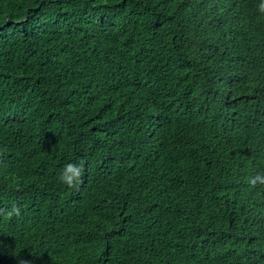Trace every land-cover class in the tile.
Returning a JSON list of instances; mask_svg holds the SVG:
<instances>
[{
    "label": "trees",
    "instance_id": "16d2710c",
    "mask_svg": "<svg viewBox=\"0 0 264 264\" xmlns=\"http://www.w3.org/2000/svg\"><path fill=\"white\" fill-rule=\"evenodd\" d=\"M193 100L199 136L224 135L223 158L240 163L226 180L236 195L217 186L216 163L155 129L159 104ZM74 156L86 165L81 197L55 175L22 180L60 174ZM261 174L258 0H0L1 264H264V185L248 184ZM153 220L171 240L198 229L200 242L166 246L161 231L145 234ZM122 238L124 256L88 263Z\"/></svg>",
    "mask_w": 264,
    "mask_h": 264
},
{
    "label": "clouds",
    "instance_id": "9594fccd",
    "mask_svg": "<svg viewBox=\"0 0 264 264\" xmlns=\"http://www.w3.org/2000/svg\"><path fill=\"white\" fill-rule=\"evenodd\" d=\"M258 11L261 14H264V0H258ZM181 20H184V18H182ZM150 96L154 98V94H152L151 92L149 94V97ZM202 106L204 105L199 100L187 102L180 108H177L175 110H170L166 105L159 104V107L154 115V117L158 118L156 123L158 127H155V129L160 132L162 140L171 143L173 146L182 148L186 155L192 154L196 157H199L202 154L206 159H209L212 162L216 163L218 166L216 180L217 186L221 189V192L225 194L236 195L235 188L228 185L226 180L235 173V170H238V168L240 167V163L236 164V162H231L223 158V152L227 148L224 135L203 138L199 136L198 123L202 115ZM242 108L247 109V106L244 104ZM206 125L208 127L211 126L210 124ZM218 130L222 131L220 127L218 128ZM215 154H219V157H217ZM221 155L222 159H220ZM105 156L106 155H102L101 162H97L93 165L99 168L104 167ZM77 158V156H74L65 160L62 163L63 167L60 171V174L53 172V170L45 168L44 171L36 170V172L33 173H26L22 180L26 184H36L39 186L46 181L48 176L55 175L68 195L71 192L74 199L77 197H81L83 193L80 188L83 182V180H81L82 173L84 171L83 165H86L84 162L76 160ZM86 161L89 163L88 160ZM184 175L185 177L187 176L186 172L184 173ZM257 183L264 185V174L256 175L255 177H251L248 180V184H250L251 186H255ZM135 189L136 188H133L132 190ZM118 197L119 196H111L106 201L109 205L112 204L113 206L118 202ZM118 204L119 209H122L124 211L125 206L128 203L123 197H119ZM19 214L20 209L17 207H12L6 213L8 217ZM186 224L183 226V230L180 232V234H177L178 236L184 234L186 230ZM143 229L145 231V234L161 231V234L157 237V239L163 242L166 246L183 245L185 247H192L198 245L200 242L198 229H196V233L198 236L196 238H190V236L186 235L175 240H171V237L166 234V229H168V226L165 227L163 223H160L157 220L144 221ZM90 233L91 232H86L85 234L86 236H88ZM125 244L126 240L122 238L117 242L116 247H114L113 245L112 250H109V252L100 250L90 253L88 263H92L94 259L108 261L112 258L113 255L118 257L124 256L127 251L121 250L128 247ZM95 245L99 246L100 243L97 242L95 243ZM231 251L232 253L237 252V248L234 246V244L231 247Z\"/></svg>",
    "mask_w": 264,
    "mask_h": 264
}]
</instances>
